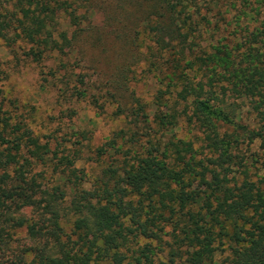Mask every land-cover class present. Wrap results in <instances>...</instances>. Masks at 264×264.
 Listing matches in <instances>:
<instances>
[{"label": "trees", "instance_id": "obj_1", "mask_svg": "<svg viewBox=\"0 0 264 264\" xmlns=\"http://www.w3.org/2000/svg\"><path fill=\"white\" fill-rule=\"evenodd\" d=\"M28 1L17 14L0 13L1 39L27 40L37 61L74 45L79 30L71 40L65 38V45L54 38L60 5ZM146 5L151 13L143 20L144 29L159 48L150 64L153 58L165 60L162 66L175 95L171 102L158 96V109L151 114L136 99L131 115L172 136L143 146L136 133L128 138L120 130L109 149L123 156L122 165L107 169L93 190L83 188V177L73 171L67 212L61 203L68 193L60 185L46 194L44 205L38 199L44 177L37 169L53 160L50 143H41L21 122L1 117L0 247L17 230L42 246L28 249L32 257L13 264H215L220 250L229 252L228 264H264V175L253 181L245 171L240 180L232 171L239 131L252 142L260 140L264 149V41L257 47L258 34L250 33L247 42H240V21L234 31H229L232 22L224 28L213 24L220 0H139L140 8ZM74 12L70 14L79 25ZM150 67L158 68L157 61ZM230 99L250 103L260 130L240 124L241 111L232 113ZM182 121L202 134L200 153L192 141L176 138ZM228 128L235 133L228 134ZM28 207L35 208L36 217L12 216ZM71 218L67 231L64 220Z\"/></svg>", "mask_w": 264, "mask_h": 264}, {"label": "rangeland", "instance_id": "obj_2", "mask_svg": "<svg viewBox=\"0 0 264 264\" xmlns=\"http://www.w3.org/2000/svg\"><path fill=\"white\" fill-rule=\"evenodd\" d=\"M45 1L52 6L60 5L52 28L54 38L60 44L65 45V38L71 40L77 30L81 36L74 45L65 46L64 52H49L40 61L31 55L33 45L27 40L18 38L16 42L8 43L0 38V118L10 117L13 124L21 122L40 138L41 143H50L55 152L51 155L53 160L37 169L44 177L38 199L44 205L46 194L60 185L68 193L61 208L68 212L67 206L73 195L70 182L74 179L73 171L83 177V188L93 190L107 169L122 165L123 156L109 149V142L120 130L128 132V138L136 133L143 146L150 140L166 142L172 136V133L163 136L154 123L142 122V117L141 122H136L137 118L131 113L137 108L136 99H140L146 105V113L151 114L158 109V96L163 95V101L170 99L171 102L174 99L171 96L175 94H170L168 71L162 66L165 60L153 58L158 68L150 67L153 63L150 64V56L159 48L150 42L149 30L144 29L143 20L151 13L148 5L140 8L139 0ZM28 4V0H0V13L17 14ZM73 10L80 17L79 25L74 24L70 14ZM214 10L213 24L224 28V24L232 22L229 31H234L236 21H240L244 32L239 35L244 38L238 36L239 41L245 43L250 33L258 34L256 46L262 47L264 0H220V6ZM238 16L241 18L237 20ZM10 37L15 39L16 35L11 33ZM260 49L264 52V47ZM162 55L168 58L165 53ZM229 101L232 113L241 111L238 113L240 124L250 130H260V121L248 101ZM183 108V105L179 106L180 111ZM239 132L242 136L234 149L237 166L232 171L240 180L246 177L247 171L249 179L258 181L264 175L261 141L252 142ZM227 133L234 134L235 130L228 128ZM175 136L192 141L199 153L202 151L203 136L193 126L182 121ZM120 143L122 140H118ZM141 147L137 148L140 152L143 151ZM100 149L106 151L101 153ZM36 214L35 208L28 207L12 216L34 218ZM64 221L69 231L72 218ZM13 235V240L0 247V264H13L23 256L30 259L28 249L42 247L24 230H17ZM170 238L165 236L166 240ZM228 255V251H218L215 264H228Z\"/></svg>", "mask_w": 264, "mask_h": 264}]
</instances>
